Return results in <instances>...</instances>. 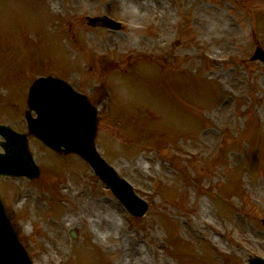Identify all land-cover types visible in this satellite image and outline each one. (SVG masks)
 Here are the masks:
<instances>
[{
  "label": "rangeland",
  "instance_id": "374dc122",
  "mask_svg": "<svg viewBox=\"0 0 264 264\" xmlns=\"http://www.w3.org/2000/svg\"><path fill=\"white\" fill-rule=\"evenodd\" d=\"M258 45L264 0H0V122L27 131L34 78L70 81L99 108L98 149L149 202L134 216L87 162L29 135L42 173L0 176V193L34 264L264 257Z\"/></svg>",
  "mask_w": 264,
  "mask_h": 264
},
{
  "label": "water",
  "instance_id": "95a60500",
  "mask_svg": "<svg viewBox=\"0 0 264 264\" xmlns=\"http://www.w3.org/2000/svg\"><path fill=\"white\" fill-rule=\"evenodd\" d=\"M103 24L109 23L101 20ZM92 23H96L93 21ZM253 58L264 61V50L257 48ZM29 107L38 112L33 118L29 112L30 131L40 135L48 144L58 150L81 151L87 155L106 185L125 203L128 209L144 215L148 203L135 196L130 185L112 173L95 150L98 117L94 107L85 95L75 92L60 79L48 77L37 80L30 90ZM0 133L6 137L3 143L6 153H0V173L29 176L39 174L28 148L27 137L0 125ZM4 206L0 200V264H33L19 243L13 229L6 225ZM250 264H264L260 256H251Z\"/></svg>",
  "mask_w": 264,
  "mask_h": 264
},
{
  "label": "bare ground",
  "instance_id": "6f19581e",
  "mask_svg": "<svg viewBox=\"0 0 264 264\" xmlns=\"http://www.w3.org/2000/svg\"><path fill=\"white\" fill-rule=\"evenodd\" d=\"M93 222H94V225H96L97 224V222H96V219H93ZM92 224V223H91Z\"/></svg>",
  "mask_w": 264,
  "mask_h": 264
}]
</instances>
